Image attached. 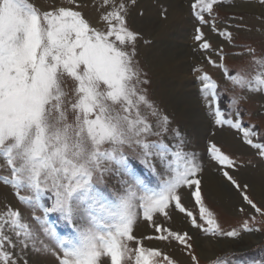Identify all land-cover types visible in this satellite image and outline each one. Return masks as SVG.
Segmentation results:
<instances>
[{
    "label": "snow or ice",
    "instance_id": "obj_1",
    "mask_svg": "<svg viewBox=\"0 0 264 264\" xmlns=\"http://www.w3.org/2000/svg\"><path fill=\"white\" fill-rule=\"evenodd\" d=\"M69 3L74 7L53 5L42 11L30 0H0V159L10 170L0 181L31 210V217L11 206L0 210V264H34L33 255L49 253L58 264H101L105 257L110 264H126L133 253L134 264H180L160 248L145 247V240L175 243L192 264H199L189 231L161 223V218L171 221L173 212L210 237L260 231L252 222L255 214L264 217V199L258 203L253 186L233 174L251 161L242 163L214 138L206 145L205 154L216 164L229 195L239 198L235 210L246 217L239 229L225 230L206 203L210 193L203 188L202 157L187 150L179 128L172 129L174 144L162 139L172 121L143 87L149 81L135 60L141 33L128 23L136 0H103V29L76 10L77 0ZM223 3L194 0L191 7L202 25L231 40L229 26L218 29L213 15ZM197 33L200 47L210 50L204 32L198 28ZM65 75L77 82L74 101L64 88ZM199 79L214 125L242 134L243 142L264 160V132L245 126L238 109L221 108L219 86L208 73ZM228 79L249 91H264V71L249 80L240 70ZM101 84L106 85L103 91ZM136 162L156 177L154 185L138 173ZM185 190L198 211L182 202ZM51 214H59L74 235L59 234ZM141 218L150 223L153 235L135 234ZM42 237L54 239L63 254ZM133 242L135 249L129 246ZM216 264L228 262L218 257Z\"/></svg>",
    "mask_w": 264,
    "mask_h": 264
},
{
    "label": "rangeland",
    "instance_id": "obj_2",
    "mask_svg": "<svg viewBox=\"0 0 264 264\" xmlns=\"http://www.w3.org/2000/svg\"><path fill=\"white\" fill-rule=\"evenodd\" d=\"M30 2L42 11L53 5L74 7L69 0ZM193 2L194 0H136V4L129 9L128 17L132 30L141 33L135 45V60L146 73L144 78L149 81L143 85L147 89L149 99L172 121L169 132L164 134L162 139L174 144L175 136L172 129L179 128L183 132L188 141L187 150L195 151L202 157L203 188L210 193L206 196V203L217 213L222 228L239 229L242 221L246 219L235 210L240 202L239 198L235 195L230 196L222 187L219 188L222 194L217 189L220 184L226 183L217 172L216 164L205 154L206 145L214 138L242 163L251 161L250 165L241 167L239 172L234 171L233 174L237 179L247 181L253 186L254 199L258 203L264 199V160L243 142L242 134L227 127L220 130L214 125L201 91L199 77L208 73L217 82L221 108L225 110L231 108L233 113L238 109L245 126L255 125L256 130L264 132V91H249L246 86L234 85L228 79L230 75H236L240 70H243L249 80L264 71V64L260 63L264 61V3L261 0H224L222 5L215 6L213 15L216 17V27L222 31L225 25H228V30L232 32L233 38L228 40L199 22L191 7ZM102 3L103 0H77L80 7L76 10L81 11L93 27L103 29L104 24L100 21L104 11ZM205 18H209L207 14ZM198 28L204 32V38L211 44L210 50H203L200 47L202 41L195 39ZM144 41L150 43L145 44ZM209 57L221 66L209 63ZM63 80L64 88L69 93L68 99L74 101L77 82L67 75ZM105 89L106 85L101 84V90ZM233 98L239 102L233 104ZM68 118L72 120L71 112ZM135 167L149 184L156 183V177L151 175L144 165L136 162ZM0 175H10V170L3 159H0ZM21 194L28 193L21 191ZM45 202L47 203V200ZM182 202H185V206L190 210L198 211L193 207L186 190L183 192ZM7 206L17 208L26 217H31V210L25 208L18 200L14 189L0 181V210ZM36 215H42V212L37 210ZM255 215L256 221L252 222V226L261 230L242 231L236 238L206 236L193 229L190 220L183 214L176 212L172 213L171 221L161 218V223L166 227H172L173 230L189 231L194 238L195 254L199 258V264H216L218 257L228 264H251L252 261H264V217ZM49 219L54 222L59 234L74 235L72 226L66 224L59 214H51ZM134 232L138 237L154 234L150 223L143 218L138 220ZM42 239L49 248L63 254L54 239L46 237ZM129 246L133 249L137 247L134 242ZM144 246L160 248L177 259L180 264H192L187 253L182 248H177L175 243L169 246L166 242L145 240ZM46 256L51 259L50 264H58L56 256L50 253ZM42 257L43 255H33L34 264H48ZM101 264H110V258H103ZM126 264H134V253L133 259L126 261Z\"/></svg>",
    "mask_w": 264,
    "mask_h": 264
},
{
    "label": "bare ground",
    "instance_id": "obj_3",
    "mask_svg": "<svg viewBox=\"0 0 264 264\" xmlns=\"http://www.w3.org/2000/svg\"><path fill=\"white\" fill-rule=\"evenodd\" d=\"M185 51V50H184ZM184 55V54H183ZM218 185V184H217ZM217 185L215 186V188H217ZM221 185V186H220ZM219 185V187L217 188L218 190H219V192L222 194V191L219 189V188H223L224 190H226V191H228V187H227V185L226 184H220ZM229 192V191H228ZM200 243V245H202V242L201 241H199ZM43 260H44V262H47L48 264H50V262H52L51 261V259L48 257V256H46V255H43Z\"/></svg>",
    "mask_w": 264,
    "mask_h": 264
}]
</instances>
